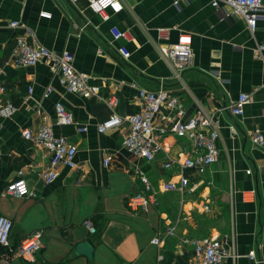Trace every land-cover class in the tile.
I'll list each match as a JSON object with an SVG mask.
<instances>
[{
    "label": "crops",
    "instance_id": "obj_1",
    "mask_svg": "<svg viewBox=\"0 0 264 264\" xmlns=\"http://www.w3.org/2000/svg\"><path fill=\"white\" fill-rule=\"evenodd\" d=\"M120 1L118 12L103 15L88 0H0V82L5 87L0 109L15 106L11 114L0 112V214L13 220L11 247L0 245V264H188L194 247L183 240L203 236L221 239L234 253L225 264H258L251 253L264 261V146L253 145L250 137L255 131L264 134V50L262 57L253 54L257 44H264V18L253 32L243 19L225 17L211 0ZM44 11L51 17L41 16ZM113 26L129 38L113 39ZM159 27L171 29L169 39L159 38ZM181 33L191 36L193 66L178 76L160 44L176 42ZM19 36L56 52L71 51L75 67L88 75L90 84L100 86L98 96L68 91L45 62L16 66ZM123 45L128 58L119 50ZM137 86L164 88L178 96L185 117L236 101L241 92L250 94L242 115H216L218 157L203 175L210 184L193 192L168 186L177 183L182 168L177 163L165 168L167 156L200 153L187 138L168 132L161 138L165 149L147 160L123 146L127 121L98 131L97 125L112 113L105 101L109 95L118 96L121 115L140 110ZM57 101L87 129L58 124ZM43 115L55 134L77 147L76 167L60 166L51 183L41 177L48 151L22 134L37 129ZM108 155L112 160L105 165ZM138 169L145 171L160 200L148 211L135 212L127 204L142 188ZM21 176L35 197L1 195ZM86 220L97 228L95 233ZM170 226L175 233L166 235ZM35 230L42 231L43 246L33 260H24L18 247ZM156 236L161 245L152 242Z\"/></svg>",
    "mask_w": 264,
    "mask_h": 264
},
{
    "label": "built area",
    "instance_id": "obj_2",
    "mask_svg": "<svg viewBox=\"0 0 264 264\" xmlns=\"http://www.w3.org/2000/svg\"><path fill=\"white\" fill-rule=\"evenodd\" d=\"M90 8L96 12L106 15V11L118 12L121 8L120 0H88ZM119 5L117 10L114 5ZM178 4V1H176ZM211 5L220 10L225 17H239L243 19L251 31H255L260 18H264V0H211ZM43 17H51L49 12H41ZM18 21H12L10 25L17 26ZM158 36L160 39L167 40L171 34L169 27H159ZM113 39H127L126 31L117 26L111 28ZM191 36L181 33L176 42L160 44V52L175 66L178 76L182 72L193 66V53L191 47ZM124 57L130 56L129 50L123 45L119 47ZM264 44L259 43L253 49L255 57H262ZM14 64L19 67L35 65L39 62H45L49 65L55 75H58L70 92L81 93L84 97L97 95L100 86L90 84L86 73L78 70L74 65V54L69 50L56 52L44 45H39L28 41L25 37L19 36L13 53ZM1 76V70H0ZM136 85V83H133ZM137 98L141 104L139 111L130 115H121L116 107L119 102L117 95H109L105 101L111 109L110 116L97 125L99 132H105L117 128L122 122L127 121L130 125L129 130L123 135L122 144L132 154L143 157L147 160H153L165 148L162 143V137L168 132L176 134L178 137L187 138L191 141L193 151H200L195 156H183L174 158L167 156L164 162L165 168H170L177 163L182 168L177 183H170V187H179L183 191L193 192L203 183L210 184V181L203 178L208 171L209 166L216 161L218 150L216 140L219 136V124L217 114L230 112L233 115H242L245 106L250 102V94L241 92L236 99L229 104L206 111L198 109L192 116L185 117V110L178 96L171 94L167 89L159 88L152 90L147 87L137 86ZM30 87V92L32 91ZM52 86L46 89L45 95H49ZM5 87L0 82V92H4ZM15 110V106L9 104L0 112L8 115ZM55 117L58 124H76L78 131H85V125L78 123L71 111L63 102L55 103ZM230 128L235 131V126ZM22 134L30 139L35 145L46 149L50 155L47 166L41 171V177L46 183L55 181L59 174V167L66 166L71 169L76 167L77 147L69 141L64 135L55 134L48 115H43L39 127L35 130L24 129ZM251 142L256 146H264V134L255 131L251 134ZM112 160L108 155L104 159L105 165ZM185 171V172H184ZM187 171V172H186ZM190 171V172H189ZM141 177L142 188L128 197L127 204L132 211L143 209L148 211L150 207L159 206L160 200L157 196L155 187L142 169L137 170ZM196 175L195 179H192ZM1 195H17L22 197H35V189L31 188L24 177L10 182L1 192ZM205 210H211L207 203ZM91 233H95L97 228L90 220L85 221ZM13 229V220L4 214H0V245L11 247V231ZM175 233L174 226L168 227L166 235ZM194 247V257L188 264H225V259L234 253L229 250L221 239L209 236L190 238L183 240ZM152 242L161 245L162 239L156 236ZM43 246V233L41 230H35L27 235L18 247V255L24 260H33L36 252ZM250 259L258 264H264V261L258 258L254 253L249 254ZM158 259H163L159 254Z\"/></svg>",
    "mask_w": 264,
    "mask_h": 264
},
{
    "label": "clouds",
    "instance_id": "obj_3",
    "mask_svg": "<svg viewBox=\"0 0 264 264\" xmlns=\"http://www.w3.org/2000/svg\"><path fill=\"white\" fill-rule=\"evenodd\" d=\"M114 7H116L117 10H119V5L118 4L114 5Z\"/></svg>",
    "mask_w": 264,
    "mask_h": 264
},
{
    "label": "trees",
    "instance_id": "obj_4",
    "mask_svg": "<svg viewBox=\"0 0 264 264\" xmlns=\"http://www.w3.org/2000/svg\"><path fill=\"white\" fill-rule=\"evenodd\" d=\"M1 246H3V245H1ZM3 247H5V246H3Z\"/></svg>",
    "mask_w": 264,
    "mask_h": 264
},
{
    "label": "water",
    "instance_id": "obj_5",
    "mask_svg": "<svg viewBox=\"0 0 264 264\" xmlns=\"http://www.w3.org/2000/svg\"><path fill=\"white\" fill-rule=\"evenodd\" d=\"M228 113H230V112H228Z\"/></svg>",
    "mask_w": 264,
    "mask_h": 264
}]
</instances>
